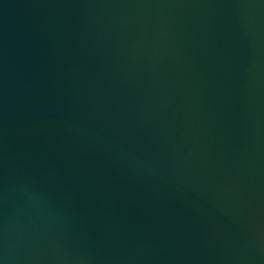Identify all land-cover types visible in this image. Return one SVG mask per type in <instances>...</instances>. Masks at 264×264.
Instances as JSON below:
<instances>
[{
  "label": "water",
  "instance_id": "obj_1",
  "mask_svg": "<svg viewBox=\"0 0 264 264\" xmlns=\"http://www.w3.org/2000/svg\"><path fill=\"white\" fill-rule=\"evenodd\" d=\"M0 264H264V0H0Z\"/></svg>",
  "mask_w": 264,
  "mask_h": 264
}]
</instances>
